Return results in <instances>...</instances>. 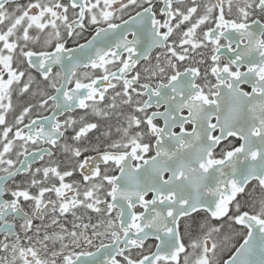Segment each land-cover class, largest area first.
I'll return each mask as SVG.
<instances>
[{
    "label": "flooded vegetation",
    "instance_id": "1",
    "mask_svg": "<svg viewBox=\"0 0 264 264\" xmlns=\"http://www.w3.org/2000/svg\"><path fill=\"white\" fill-rule=\"evenodd\" d=\"M251 92L264 104V0H0V264H236L248 239L254 263L264 181L215 215L119 194L121 171L156 154L165 111L166 133L211 144ZM240 144L229 131L201 161Z\"/></svg>",
    "mask_w": 264,
    "mask_h": 264
},
{
    "label": "water",
    "instance_id": "2",
    "mask_svg": "<svg viewBox=\"0 0 264 264\" xmlns=\"http://www.w3.org/2000/svg\"><path fill=\"white\" fill-rule=\"evenodd\" d=\"M180 78V76L174 77L171 84H176ZM158 90L157 95L149 97L150 103L164 98L166 90L161 87ZM262 93L234 94L232 98H237L235 99L237 101L226 107L229 109L224 112L227 117L225 118L222 112L219 117L218 123L223 131L221 137L213 139L211 144L207 143L209 140L205 137L197 135L196 129L189 134L166 133L173 124V118L169 110L165 111L164 126L160 129L154 144L156 149L154 157L137 169L130 171L125 168L121 171L119 184L121 198L138 197L148 188L155 193L162 192L174 196L169 204L173 207L175 217L200 207H205L215 215L218 208L221 211L227 208V202L232 199L238 188H243L252 179L264 181V117H261L262 114L264 116V104L258 102L262 99ZM215 98L217 107H223L219 104V100L227 98L224 91L221 90ZM171 101L174 99L172 98ZM154 104L158 105V103ZM191 114H193L192 108ZM229 116H232V121H228ZM243 116L248 118L245 120ZM244 121L250 126L245 131L242 128ZM254 126H258L259 131L256 133L252 132ZM202 130L203 127L201 132ZM229 131L240 136V146L228 151L223 159L216 162L201 161V158L205 157L216 142L223 139ZM181 139L184 140V144L180 145ZM164 171H168L169 176L160 185L158 174ZM148 172L153 173V176H148ZM148 179L152 180L151 184H148L150 181ZM221 195H225L226 199H220ZM125 217L126 212L123 211L121 220ZM249 242V239L245 240L234 254L235 259L243 258L236 264H264V233L263 239L256 247L259 255L254 263L248 262L245 258ZM138 264H145V259Z\"/></svg>",
    "mask_w": 264,
    "mask_h": 264
}]
</instances>
